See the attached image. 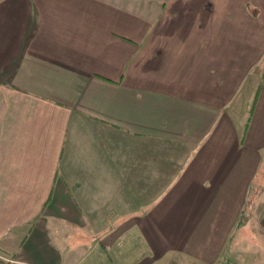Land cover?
<instances>
[{
	"label": "crops",
	"instance_id": "obj_1",
	"mask_svg": "<svg viewBox=\"0 0 264 264\" xmlns=\"http://www.w3.org/2000/svg\"><path fill=\"white\" fill-rule=\"evenodd\" d=\"M259 187L264 0H0V264H264Z\"/></svg>",
	"mask_w": 264,
	"mask_h": 264
},
{
	"label": "rangeland",
	"instance_id": "obj_2",
	"mask_svg": "<svg viewBox=\"0 0 264 264\" xmlns=\"http://www.w3.org/2000/svg\"><path fill=\"white\" fill-rule=\"evenodd\" d=\"M260 186H262V185H260ZM263 188L264 187H262V188L259 187L258 189L256 188V190L254 189L251 192V195L249 196V198L247 200L248 202H247L246 208L244 209L245 211H244V214H243V220H242L243 222L242 223L245 224V225L248 224V228H246L245 230L247 232H249V229H251L250 230V233L251 234L254 233L256 235L255 238L260 242V245L259 246L262 245L263 246V249H264V237L259 232V230H258L259 228H258V224H257V214L259 212L260 203H261V197H262L261 196V192H262L261 189H263ZM249 205L251 206V214L250 215H248V212L250 211V209L249 210L247 209V208H249ZM247 232H246V234L242 232L243 235H241V237H242V241L244 242V244H246V246L248 247L250 245H248V241H247L248 240L247 238L249 237L248 236L249 234ZM249 240H251V239H249ZM256 244L257 243L255 242V245ZM263 249H261V250L263 251ZM262 255L263 256H261V259H259V260L264 263V254H262ZM229 263H231V262H228V264ZM176 264H178V263H176Z\"/></svg>",
	"mask_w": 264,
	"mask_h": 264
},
{
	"label": "trees",
	"instance_id": "obj_3",
	"mask_svg": "<svg viewBox=\"0 0 264 264\" xmlns=\"http://www.w3.org/2000/svg\"><path fill=\"white\" fill-rule=\"evenodd\" d=\"M243 214H244V211H242L241 215H240V218H239V221H238V224H237V227H241L243 225Z\"/></svg>",
	"mask_w": 264,
	"mask_h": 264
},
{
	"label": "built area",
	"instance_id": "obj_4",
	"mask_svg": "<svg viewBox=\"0 0 264 264\" xmlns=\"http://www.w3.org/2000/svg\"><path fill=\"white\" fill-rule=\"evenodd\" d=\"M229 264H234V263H229Z\"/></svg>",
	"mask_w": 264,
	"mask_h": 264
}]
</instances>
